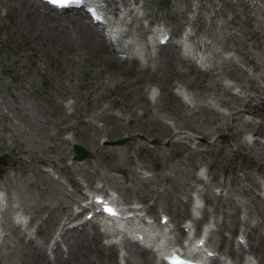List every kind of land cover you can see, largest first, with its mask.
<instances>
[{
	"label": "rangeland",
	"instance_id": "1",
	"mask_svg": "<svg viewBox=\"0 0 264 264\" xmlns=\"http://www.w3.org/2000/svg\"><path fill=\"white\" fill-rule=\"evenodd\" d=\"M31 4L27 6L25 0H0V161L6 160L3 164L0 162V185L5 188V203L9 199L12 206L6 214L7 224L4 222L1 226L0 223L6 232L0 242V264H109L114 258L115 264H123L124 260L120 261L114 251L112 257L105 258L106 246L101 245L104 239L97 236L99 232L87 238L78 234L74 239L70 234L71 238L70 235L66 238L69 242L65 241L68 245L65 254L55 252L52 260L44 254L50 236L56 235L55 231L50 232L59 223L54 215L57 213L58 218L61 217L73 204L67 194L77 198L81 191L88 192V187L93 186H98L96 191L103 192L104 186L114 191L111 182L127 185L131 193L126 200L121 198L122 201L127 204L137 202L156 223L160 212L169 215L177 225L191 218L192 198L198 193L201 195L199 218L194 221L199 220L196 222L198 230L202 221L210 220L212 229L211 237L207 236L208 244L215 249L227 245L228 256L219 253L229 264H240L230 255V246L240 248L241 264L245 256L261 264L264 239L261 240L256 232L264 234V200L259 195V187L264 186V146L257 142L245 143L246 127L216 128L217 123L221 125L217 120L220 114L216 111L225 110L226 105L214 92H224L216 87L207 90V86L211 74H216L226 88L229 86V93H225L228 95L224 98L237 109L242 108L252 126L261 123L254 134L264 137V98L257 97V90L250 84L252 80H247V76L253 77V82L264 94V0H143V9H151L152 12L148 13L154 23L168 26L175 38L184 27L190 33L194 30L197 39L206 35L209 46L204 47V56L208 64L199 65L201 68L191 60L189 66L179 60L181 57H176L180 44L178 51L175 44L174 47L156 46L153 57L147 62L120 59L97 38L96 30H99L92 27L88 17L82 21L84 24L77 23L62 15L58 18L50 13L52 11ZM172 8L182 10L186 22L168 19L166 15L171 14ZM137 18L134 23L139 22L140 16ZM202 22L213 24L211 30L216 35L213 40L201 27ZM223 43L229 45L222 47ZM246 56L252 57L257 65L255 68L247 62ZM227 69L229 73H226ZM235 76L239 77L237 82ZM239 83H245V87L238 93L242 95L234 98L235 103L230 91ZM178 87L190 93L193 106L189 107L174 91ZM150 88L156 89L152 102L147 94ZM207 100L218 107L216 111L210 108ZM58 102H68V110L63 113ZM172 123L177 124L181 134L176 129L168 131L165 125ZM122 136L128 137L122 144L100 143L102 137L113 140ZM170 137L177 141L169 142ZM153 140L156 143H150ZM73 141L90 149L91 157L82 161L73 159ZM187 143L189 147L186 149L183 145ZM201 166L206 170V181L197 177ZM183 179L185 183L187 181L186 187ZM75 180L80 183L77 190ZM203 187L207 188L212 199L203 197ZM219 188L222 194H217ZM116 193L119 195L118 191ZM211 200L219 201L218 205L213 207ZM13 208L29 214L33 229L29 225L32 232L27 230L25 238L9 218V211ZM37 223L40 226L38 231ZM179 230L182 235L174 233L172 239L181 243L185 232L180 227ZM240 230L244 232L243 242L236 239ZM29 233L33 235L29 236ZM44 235L46 239L41 238ZM128 263L133 264L130 260Z\"/></svg>",
	"mask_w": 264,
	"mask_h": 264
},
{
	"label": "bare ground",
	"instance_id": "2",
	"mask_svg": "<svg viewBox=\"0 0 264 264\" xmlns=\"http://www.w3.org/2000/svg\"><path fill=\"white\" fill-rule=\"evenodd\" d=\"M102 1H104V3H105V5H104V7H105V10H106V13L107 12H115L116 10H118V8H119V5H123V8H122V10L124 11V12H120V15H118L117 16V20H116V22L114 23V25H112L111 26V28H110V30H109V34H110V37L115 41V42H117V49L118 50H120V51H129L130 50V47L131 46H129V47H127L125 44H121L120 43V41H119V35L123 32V33H125L127 36L129 35V34H131V32H132V29H134V26L135 25H133V22H134V20H135V17H138V15H137V13H140V10H139V8H137V9H135V8H133V7H131V0H102ZM134 2H136L135 0H133ZM16 2H17V0H16ZM19 2V1H18ZM149 2V1H148ZM31 3H35L36 4V6L38 5L39 7H41V8H43L44 7V5L42 4V3H39V2H37L36 0H25V4L27 5V6H31L32 4ZM10 4V3H9ZM14 4V3H13ZM8 5V4H7ZM12 5V4H11ZM145 5V4H144ZM150 5V4H149ZM15 6V5H14ZM151 6V5H150ZM9 7V6H8ZM33 7V6H32ZM145 7V6H144ZM148 7V6H147ZM146 7V8H147ZM27 8V7H26ZM36 8V7H35ZM7 9V8H6ZM28 9H29V7H28ZM187 9V8H186ZM31 10V9H30ZM14 11V10H13ZM43 11V10H42ZM150 11V10H149ZM157 11V10H156ZM159 11V10H158ZM44 12H45V10H44ZM132 12L134 13V14H132ZM156 13V12H155ZM171 14L169 15L168 14V16L166 15V17L169 19V17H171V20L173 21V20H179V22L181 23V21H185L184 20V17L182 16V10H179V11H176V8H175V10H174V8H172V10H171V12H170ZM13 14H15V11H14V13ZM30 14H32V13H30ZM148 14V15H147ZM175 14V15H174ZM128 15H130V17H128ZM145 15H147V19L150 21V17H151V15H149V13L148 12H146V14ZM38 16V15H37ZM41 16V15H40ZM49 16H51V15H49ZM57 16V15H56ZM162 16H164V15H162ZM44 17H45V14H44ZM47 17V16H46ZM59 18V17H58ZM65 18L67 19V18H71L72 20H74V22H77V23H83L82 21H86V20H84L85 19V17L83 16V14L81 13V12H75L74 14H72V15H66L65 14ZM48 19V18H47ZM138 19V18H137ZM52 20V19H51ZM140 20V19H139ZM44 20H42V22H43ZM50 21V20H49ZM62 21V20H61ZM70 21V20H69ZM55 22H57V20L55 21ZM198 22V21H197ZM66 23V22H65ZM137 23V22H136ZM84 24V23H83ZM86 24V23H85ZM201 24V27L203 28V30H205V31H207V32H209V34H210V36H211V38H212V40H213V38L216 36H214L213 35V32H212V30H211V27L213 26V24L212 23H210V24H206V23H200ZM199 24V25H200ZM61 25V24H60ZM70 25V24H69ZM80 25V24H79ZM89 25V24H88ZM207 25H210V26H207ZM63 26V25H62ZM83 26V25H82ZM264 26V25H263ZM76 27V26H75ZM88 27V26H87ZM201 27H199L200 29H201ZM258 27V26H257ZM72 28V27H71ZM91 28V27H90ZM196 30H197V25H196ZM256 28V27H255ZM259 28V27H258ZM60 29H61V27H60ZM66 29V28H65ZM64 29V30H65ZM82 30V29H81ZM87 30V29H86ZM144 30V26L143 25H141V24H139L138 25V27L136 28V32L137 33H140V32H142ZM79 31V30H78ZM201 31V30H200ZM66 32V31H65ZM88 32V31H87ZM91 32V31H90ZM258 32H259V30H258ZM89 33V32H88ZM95 33V32H94ZM254 34V33H253ZM206 36V35H205ZM205 36H203V38L205 37ZM97 37V36H96ZM263 37H264V34H263ZM94 38V37H93ZM98 39H99V37H97ZM206 38V37H205ZM200 39V38H199ZM94 40V39H93ZM219 40V39H218ZM209 41V40H208ZM100 42V41H99ZM183 41L181 40L180 41V43H182ZM202 43L203 44H205L206 46L208 45V42L207 43H205V42H203L202 41ZM102 44V43H101ZM136 44V43H135ZM174 44L175 43H171V45H173V47H174ZM96 45H98L97 43H96ZM200 45V44H199ZM212 45V44H211ZM222 45V47L223 46H226V45H229L228 43H223V44H221ZM104 46V45H103ZM209 46V45H208ZM260 46V45H259ZM211 47V46H210ZM225 49H228V48H225ZM240 50V49H239ZM160 51V50H159ZM171 51V50H170ZM243 52V51H242ZM171 53V52H170ZM205 53V52H204ZM162 54V56L164 57V55H163V53H161ZM208 54V53H207ZM206 54V55H207ZM242 54V53H241ZM167 55H169V54H167ZM166 55V56H167ZM215 55V54H214ZM218 55V54H217ZM156 56V55H155ZM154 56V57H155ZM161 56V57H162ZM174 56V55H173ZM181 57V59L179 58V57ZM201 56H203V52H201ZM210 56V58H211V55H209ZM225 56H227V55H225ZM231 57H232V55H230ZM229 56V57H230ZM157 57H158V55H157ZM169 57V56H168ZM176 57H178L179 58V60H181V61H183V63H186L187 65H189L190 66V64H191V62H190V59H188V58H186L184 55L183 56H180V52L179 53H176ZM173 58V57H172ZM207 58V57H206ZM209 58V57H208ZM224 58H226V57H224ZM245 58V57H244ZM159 59H161V58H159ZM175 60V59H174ZM203 60H205V57H204V59ZM246 60H247V62H249V63H252V65H253V67L255 68V66H257L255 63H254V60L252 59V57L251 56H246ZM169 61H170V58H169ZM210 61V60H209ZM208 61V62H209ZM212 61V60H211ZM228 61H231V60H228ZM207 62V61H206ZM205 63V62H204ZM242 63V62H241ZM186 64H184V65H186ZM205 64H208V63H205ZM232 64V63H231ZM174 65H175V63H174ZM247 65V64H246ZM154 66H156V65H154ZM158 66V65H157ZM195 66V65H194ZM193 66V67H194ZM210 66V65H209ZM232 66V65H231ZM241 66V65H240ZM180 67V66H179ZM198 67V66H197ZM214 67V66H213ZM237 67H239V66H237ZM155 68V67H154ZM195 68V67H194ZM198 68H201V67H198ZM197 68V69H198ZM233 68V67H232ZM235 68V67H234ZM245 68V67H244ZM188 69V68H187ZM203 69V68H202ZM215 69V68H214ZM238 69V68H237ZM256 69H258V68H256ZM155 70V69H154ZM199 70V69H198ZM219 70V69H218ZM222 70V69H221ZM249 70V69H248ZM183 71V70H182ZM208 71V70H207ZM211 71H212V69H211ZM215 71H217L216 69H215ZM214 71V72H215ZM224 71V70H223ZM234 71V70H233ZM250 71V70H249ZM181 72V71H180ZM199 72V71H198ZM240 72V71H239ZM152 73V72H151ZM150 73V74H151ZM200 73V72H199ZM220 73V72H219ZM226 73H229V71H228V69L226 70ZM243 73H245L244 71L242 72V74ZM251 73V72H250ZM210 74V73H209ZM239 74V73H238ZM148 75V74H147ZM183 75V74H182ZM250 75V74H249ZM252 75H254V74H252ZM149 76V75H148ZM179 76V75H178ZM177 76V77H178ZM185 76V75H184ZM210 76V75H209ZM226 76V75H225ZM241 76V75H240ZM244 76V75H243ZM140 77V76H139ZM154 77H155V75H154ZM180 77V76H179ZM220 77H222V75L220 76ZM258 77V76H257ZM259 77H260V75H259ZM258 77V78H259ZM238 76L236 77L235 76V79H236V82L238 81ZM257 78V79H258ZM150 79V78H149ZM220 79V78H219ZM218 78H217V75L216 74H211V76L209 77V80H208V86H207V90L208 89H211V90H214L215 89V87L216 88H220V90H223V94H220V93H217V92H214L215 93V95H216V97H217V99L219 100V101H221V102H223V104H225L226 106V109L225 110H223V109H221V110H217L216 111V113H218V114H220V117L217 119V120H219V122L221 123V125L219 124V123H217V125H216V128L217 127H222V128H225V129H227V130H233L234 128H236V127H243V129L246 127V130H254V132H258V126H260L261 124H257L256 126H252V124L249 122V121H247V120H243L242 119V117H240V115L238 114V113H240L241 114V112H240V110L242 109H237L236 107H235V105L234 104H230L225 98H224V95H228V94H225V93H229V90L226 88V86H225V84H222V82L219 80ZM146 80V79H145ZM144 80V81H145ZM189 80V79H188ZM194 80H195V78H194ZM223 80V79H222ZM234 80V79H233ZM247 80H252V82L250 83L251 85H253L252 87H254L256 90H257V93H255L256 95H257V97H259V98H264V94H263V92L259 89V87L253 82L254 81V78L253 77H250V76H247ZM152 81V80H151ZM192 81V80H191ZM220 81V82H219ZM188 82V81H187ZM186 82V83H187ZM206 83H207V81H206ZM189 84H191V83H189ZM215 84L217 85V86H215ZM221 85H223V87L221 86ZM191 85H189V87H190ZM245 87V83H239V86L237 85V87H239V88H241L242 89V87ZM247 86V85H246ZM232 87V86H231ZM230 89V88H229ZM246 89H247V87H246ZM245 89V90H246ZM193 90V89H192ZM195 90V89H194ZM196 91V90H195ZM194 91V92H195ZM232 91V90H231ZM230 91V92H231ZM244 91V90H243ZM250 91H252V90H250ZM242 92V91H241ZM193 93V92H192ZM232 93V92H231ZM248 93V92H247ZM205 94V92L203 93V95ZM20 95V94H19ZM194 95H197V94H194ZM193 95V96H194ZM209 95V94H208ZM211 95V94H210ZM231 94H229V96H230ZM248 95V94H247ZM246 95V96H247ZM15 96V95H14ZM202 96V95H201ZM22 97V96H21ZM199 97V96H198ZM206 97H207V95H206ZM212 97V96H211ZM213 97H215V96H213ZM215 97V98H216ZM232 97V96H231ZM239 97V95H234V97H233V100H235L234 98H238ZM227 98V97H226ZM246 98V97H245ZM197 99V98H196ZM208 99V98H207ZM229 99H231V98H229ZM247 99H251V97H248ZM202 100V99H201ZM200 100V101H201ZM205 100H206V98H205ZM214 100V99H213ZM240 100V99H239ZM192 101H193V99H192ZM197 101V100H196ZM238 101V100H237ZM140 102V101H139ZM203 102H205V101H203ZM216 102V101H215ZM250 102V101H249ZM58 103H61V105H59V109H61V111H63V113L66 111V109H65V105L66 104H64V103H62V102H58ZM196 103H198L199 104V102H196ZM233 103V102H232ZM235 103H236V100H235ZM69 104V103H68ZM217 104V103H216ZM243 104V103H242ZM197 105V104H196ZM207 105V104H206ZM210 106V105H209ZM221 106V105H220ZM249 106V105H248ZM254 106V105H253ZM182 107V106H181ZM198 107V106H197ZM205 107V106H204ZM224 107V106H223ZM186 108H188V107H186ZM210 108H212L211 106H210ZM198 109V108H197ZM205 109V108H204ZM201 110H203V109H201ZM243 110V109H242ZM186 112V111H185ZM191 112H193V111H191ZM202 112V111H201ZM260 112V111H259ZM184 113V112H183ZM209 113V112H208ZM213 113V112H212ZM187 114V113H186ZM189 114V113H188ZM176 115V114H175ZM194 115V114H193ZM192 115V116H193ZM201 115V114H200ZM214 115H215V113H214ZM9 116V115H8ZM183 116H184V114H183ZM195 117H196V115H194ZM198 116V115H197ZM193 118V117H192ZM217 118V117H216ZM249 118V117H248ZM196 119V118H195ZM62 120H63V118H62ZM197 120V119H196ZM171 121H173V120H171ZM210 121H211V119H210ZM214 121V120H213ZM64 122V121H63ZM209 122V121H208ZM252 122H254V121H252ZM176 123H177V121H176ZM176 123H172L173 125L172 126H168V127H166L167 129H168V131L170 132V131H172V130H175L176 132H179V130H178V128H177V124ZM210 123H212V121L210 122ZM248 123V124H247ZM255 123V122H254ZM259 123V122H258ZM66 124V123H65ZM207 125V124H206ZM67 126H69V124H67ZM64 127V126H63ZM179 127V126H178ZM209 127V126H208ZM68 128V127H67ZM181 128H183V127H181ZM207 128V127H206ZM180 129V128H179ZM199 129V128H198ZM205 129V128H204ZM207 129H209V128H207ZM211 129H212V127H211ZM214 129V128H213ZM220 129V128H219ZM218 129V130H219ZM66 130V129H65ZM183 130V129H182ZM262 130V129H261ZM198 131V130H197ZM196 131V132H197ZM206 131H208V130H206ZM222 131V130H221ZM199 132V131H198ZM209 132V131H208ZM211 132H212V130H211ZM261 132V131H260ZM263 132V131H262ZM180 133V132H179ZM229 133V132H228ZM236 133V132H235ZM181 134V133H180ZM187 134V133H186ZM206 134V133H205ZM210 135V134H209ZM252 136H253V134H251ZM180 136V135H179ZM183 136V135H182ZM192 136V135H191ZM169 137V136H168ZM185 137V136H184ZM210 137V136H209ZM194 138V137H193ZM192 138V140H193V142L194 143H196L195 142V140ZM178 139L180 140L181 138H179L178 137ZM184 139V138H183ZM218 139V138H217ZM171 140H174V141H177V139H173V138H169L168 139V141L170 142ZM186 140V139H185ZM184 140V141H185ZM245 140H247V139H245ZM244 140V141H245ZM68 142H69V140H67ZM181 141V140H180ZM74 142V141H73ZM183 142V141H182ZM18 143V142H17ZM172 144H173V142H171ZM199 143V142H198ZM246 143V142H245ZM253 143V142H252ZM19 144H22V142H19ZM179 144V143H178ZM193 144V143H192ZM202 144V143H201ZM249 144V143H248ZM18 145V144H17ZM23 145V144H22ZM183 145V144H182ZM191 145V144H190ZM228 145V144H227ZM20 146V145H19ZM142 146V145H141ZM140 146V147H141ZM173 146V145H172ZM177 146V145H176ZM249 146V145H248ZM55 147H57V146H55ZM183 147L184 148H188L189 147V145H188V143L187 144H184L183 145ZM238 147V146H237ZM256 147V146H255ZM255 147H253V148H255ZM26 149V148H25ZM31 149V148H30ZM198 149H200V148H198ZM216 149V148H215ZM57 150V149H56ZM214 150V149H213ZM225 150V149H224ZM228 150V149H227ZM235 150V149H234ZM14 151V150H13ZM23 151H25V150H23ZM29 151V150H28ZM19 152V151H18ZM192 152V151H191ZM207 153V152H206ZM226 153V152H225ZM30 154V153H29ZM193 154V153H192ZM195 154V153H194ZM200 154V153H199ZM229 154V153H228ZM231 154H233V153H231ZM16 155V154H15ZM209 155H210V153H209ZM216 155V154H215ZM221 155V154H220ZM219 155V156H220ZM224 155V154H223ZM13 156V155H12ZM32 156V155H31ZM169 156V155H168ZM188 156V155H187ZM192 156V155H191ZM170 157V156H169ZM246 157H248V156H246ZM22 158V157H21ZM43 158V157H42ZM183 158V157H182ZM188 158V157H187ZM226 158V157H225ZM227 158H229V157H227ZM231 158V157H230ZM30 159V158H29ZM38 159V158H37ZM185 159V158H184ZM200 159V158H199ZM250 159H251V157H250ZM253 159V158H252ZM21 160V159H20ZM40 160V159H39ZM47 160H49L50 161V159H47ZM186 160V159H185ZM188 160V159H187ZM26 161V160H25ZM46 161V160H45ZM14 162V161H13ZM199 162V161H198ZM207 162V161H206ZM211 162V161H210ZM251 162H252V160H251ZM256 162V161H255ZM40 163V162H39ZM42 163V162H41ZM49 163V162H48ZM174 163V162H173ZM189 163V162H188ZM195 163H196V160H195ZM193 164V163H192ZM204 164V163H203ZM221 164V163H220ZM250 164V163H249ZM57 165V164H56ZM167 165V164H166ZM178 165V164H177ZM180 165V164H179ZM68 166V165H67ZM207 166V165H206ZM215 166V165H214ZM228 166V165H227ZM17 167V166H16ZM57 167V166H56ZM62 167V166H61ZM13 168H15V167H13ZM188 168V167H187ZM254 168V167H253ZM64 169V168H63ZM193 169V168H192ZM62 170V169H61ZM67 170V169H66ZM186 170V169H185ZM214 170V169H213ZM212 170V171H213ZM222 170V169H221ZM82 171V170H81ZM85 171H86V169H85ZM84 171V172H85ZM189 171V170H188ZM202 172H204V174H206L205 173V169L204 170H201ZM87 172V171H86ZM216 172V171H215ZM260 172V171H259ZM67 173V172H66ZM71 173V172H70ZM187 173V172H186ZM247 173V172H246ZM166 174V173H165ZM91 175V174H90ZM201 175V177H203V174H200ZM209 175V174H208ZM85 176V175H84ZM167 176V175H166ZM186 176V175H185ZM254 176V175H253ZM55 177V176H54ZM71 177V176H70ZM85 177H87V179L88 180H90V177H88V176H85ZM84 177V178H85ZM105 178V177H104ZM192 178H194V177H192ZM8 179V178H7ZM53 179V178H52ZM59 179V178H58ZM70 178L68 177V180H69ZM109 179V178H108ZM107 179V180H108ZM191 179V178H190ZM254 179V178H253ZM60 180V179H59ZM58 180V181H59ZM8 181V180H7ZM73 181V180H72ZM109 181V180H108ZM112 181V180H111ZM183 181H184V183H185V179H183ZM191 181H193V180H191ZM190 181V182H191ZM197 181H198V178H197ZM202 181V180H201ZM254 181V180H253ZM255 181H257V180H255ZM71 182V181H70ZM75 182L78 184L77 186L78 187H76V190L77 189H79V186H80V183L77 181V180H75ZM80 182H81V180H80ZM107 182V181H106ZM7 183V182H6ZM208 183V182H207ZM206 183V184H207ZM220 183V182H219ZM228 183H229V181H228ZM228 183H227V185H228ZM258 183H259V181H258ZM2 184V183H1ZM56 184V183H55ZM186 184H187V181H186V183L184 184V187H186ZM189 184V183H188ZM5 185V184H4ZM82 185V184H81ZM209 185V184H208ZM83 186V185H82ZM127 185H123V184H121V183H119V182H114V183H112L111 182V187L112 188H115V190L116 191H118L119 192V201H117L116 200V202H117V204H119V205H123L125 202H123L122 201V199H124V200H126L127 199V197L130 195V190H129V188H128V186L126 187ZM221 186V185H220ZM209 187H210V185H209ZM227 187V186H226ZM6 188H7V186H6ZM191 188V187H190ZM230 188V187H229ZM247 188V187H246ZM106 189L107 188H103L102 190H103V192L102 191H99V192H101V193H103V195H104V197H107L106 195L108 194V193H106ZM188 189V188H187ZM203 189H204V192H203V197H207V198H210V199H212V196L210 195V193L208 192V190H207V188L205 187H203ZM211 189V188H210ZM251 189V188H250ZM222 190V189H221ZM230 190V189H229ZM262 190H264V187H262L261 188V191ZM0 191H1V188H0ZM228 191V190H227ZM244 191V190H243ZM247 191V190H246ZM7 192V191H6ZM202 192V191H201ZM212 192V191H211ZM84 195H85V198L87 199V198H90V199H92L91 197H90V193H89V191L87 192V191H85V190H83V192H82ZM65 194V193H64ZM77 195V194H76ZM80 195L81 194H79V195H77L78 197L76 198V196L75 197H73L71 194H67V197H68V200H73V201H71V202H73V204H78L77 203V199L80 197ZM225 195V194H224ZM199 196H201V195H199ZM227 197V196H226ZM122 198V199H121ZM84 200V199H83ZM237 200V199H236ZM75 201V202H74ZM219 201H220V199H219ZM219 201H217V202H214L213 200H211V202L210 203H212L213 204V207H215V206H217L218 205V202ZM189 202V201H188ZM21 203V202H20ZM230 203V202H229ZM11 204V203H10ZM14 204V203H13ZM47 204V203H46ZM19 205V204H18ZM52 205V204H51ZM71 205V204H70ZM17 206V205H16ZM21 206V205H20ZM34 206V205H33ZM36 206V205H35ZM38 206H40V205H38ZM53 206V205H52ZM220 206V205H219ZM41 207V206H40ZM23 208V207H22ZM37 208V207H36ZM42 208V207H41ZM44 208V207H43ZM57 208H58V206H57ZM60 208V207H59ZM217 208V207H216ZM20 209H21V207H20ZM26 209H28V208H26ZM32 209H33V207H32ZM70 209V210H69ZM220 209H221V207H220ZM225 209V208H224ZM227 209V208H226ZM225 209V210H226ZM37 210V209H36ZM50 210H52V209H50ZM49 210V211H50ZM127 211H133L134 209H133V207L132 206H128L127 207V209H126ZM214 210H216V209H214ZM88 211H89V209H88ZM87 211V212H88ZM91 211L92 212H94V209H91ZM217 211V210H216ZM29 212V211H28ZM32 212V211H31ZM37 212V211H36ZM61 212H62V210H61ZM232 212V211H231ZM27 213V211L26 212H24V214H26ZM71 214V208H70V206L69 207H67V210L64 212V214L61 216V217H59L58 218V215H57V213H56V215H54V218H57L59 221V223L57 224V228H55V229H52V231H50V232H54V231H56V229H58L59 230V234H57V238H59L60 240H63L64 242H65V240H66V238H67V236L68 235H70V234H72V235H70V238H71V236H72V239H74V237L75 236H78V234H82L83 235V237H85V238H87L88 236H90L91 234H93V235H95V233L96 232H99L98 233V237H106V238H110V232H108L106 229H105V231H101L99 228H98V226H100V221H98V220H91L89 223H85L86 221H84V222H79V223H77V225H80L79 227L80 228H78V227H74V228H71V229H67V228H64V225H60V223H61V221L62 220H64V221H67V218H68V216ZM29 215V214H28ZM228 215H229V213H228ZM233 215H234V213H233ZM30 216H31V214H30ZM51 216H52V214H51ZM174 216H176V214L174 215ZM26 217V216H25ZM177 217V216H176ZM232 217V216H231ZM234 217V216H233ZM223 218V217H222ZM227 218V217H226ZM225 218V219H226ZM236 218V217H235ZM238 218V217H237ZM3 219H5V218H3ZM6 219H8V218H6ZM57 219H55V220H57ZM78 219V218H77ZM230 219V218H229ZM31 220V219H30ZM72 220H75V219H72ZM121 219H119V221H120ZM9 221V220H8ZM50 221V220H49ZM71 220H69V221H67L66 223H68V222H70ZM232 221V220H231ZM230 221V222H231ZM196 222H198V221H196ZM229 222V221H228ZM6 224H7V222H5ZM45 223V222H44ZM56 223V222H55ZM215 223V222H214ZM234 223V222H233ZM233 223H232V225H233ZM10 224V223H9ZM87 224H90V230H92L91 232H89L88 230H86V228H85V226L87 225ZM225 224V223H224ZM236 224V223H235ZM13 225V224H12ZM33 225V224H32ZM49 225V224H48ZM75 225V224H74ZM232 225L230 226V227H232ZM1 226H4L3 224H1ZM8 226V225H7ZM10 226V225H9ZM39 223H37V227H36V231H38V229H39ZM82 226V227H81ZM218 226V225H217ZM245 226H246V224H245ZM250 226V225H249ZM46 227V226H45ZM194 227L196 228V226L194 225ZM224 227H226L225 225H224ZM252 227V226H251ZM5 228H6V226H5ZM15 228V227H14ZM18 228V227H17ZM25 228H28V225H26L25 226ZM250 228V227H249ZM16 229V228H15ZM126 229H130V234L131 235H133L134 234V238H133V241L134 242H136L134 239H135V237H136V235H142V237L144 238V236L145 237H147L148 236V234H149V232H148V230L146 229V228H142L141 226L139 227L136 223H134V222H132V223H128V225H127V227H126ZM219 229V228H218ZM221 229H222V227H221ZM224 229V228H223ZM260 229V228H259ZM40 230V229H39ZM43 230V229H42ZM42 230H41V232H42ZM261 230V229H260ZM45 231V230H44ZM263 231V230H262ZM72 232V233H71ZM131 232H133V234L131 233ZM221 232V231H220ZM40 234V233H39ZM219 234V233H218ZM256 234L257 235H259L260 237H261V240H263L264 239V234L263 233H259V232H256ZM22 235V237L24 236V235H27V233L25 232V231H23V234H21ZM221 236V235H220ZM125 237V240H124V242H123V248H124V254L122 255V257H123V259H124V263L125 264H127V262H129V260H130V262H133V264H160V263H158L156 260H155V257H157V254H155L154 252H152V254H149V253H147L146 251H144V250H142V249H140L138 246H137V244L136 243H132L130 240H128V236H124ZM126 237H128V238H126ZM211 237V236H210ZM209 237V238H210ZM215 237H217V236H215ZM258 237V236H257ZM41 238H44V239H46L45 238V235L44 236H41ZM218 238V237H217ZM19 239V238H18ZM31 239V238H30ZM201 239V236L199 237V238H197L194 242H190L188 245H184V246H182L181 247V249H185L186 247H188L187 248V251H189V252H192L193 250H190V247L189 246H192L193 245V243H195V242H197L198 240H200ZM260 239V238H259ZM258 239V240H259ZM32 240V239H31ZM100 240V239H99ZM210 240V239H209ZM213 240V239H212ZM20 241V240H19ZM220 241H221V238H220ZM37 242V241H36ZM45 242V241H44ZM43 242V243H44ZM213 242V241H212ZM215 242V241H214ZM255 242V241H254ZM253 242V243H254ZM100 243H102V242H100ZM224 243V242H223ZM40 244V243H39ZM213 244V243H212ZM215 244V243H214ZM252 244V243H251ZM102 246L103 245H107L106 247H105V250H104V255H105V258H107V259H109L110 258V256H111V254H112V251H115V249L117 248L116 247V243L115 242H112L111 240H109V241H107V242H104L103 244H101ZM160 245V248H161V246H164V245H162L161 243L159 244ZM219 246H221V245H219ZM230 246V245H229ZM258 246V245H257ZM42 247V246H41ZM226 247H227V245H226ZM254 248V247H253ZM208 249V248H207ZM210 250H212L211 248H209ZM240 249V248H239ZM223 251H224V249H223ZM55 252H56V250H55ZM226 252H227V250H226ZM230 253V252H229ZM61 254V253H60ZM56 255V254H55ZM230 255L233 257V259H235L236 261H240V257H238V248H234L233 247V249H232V252L230 253ZM240 256V255H239ZM112 257V256H111ZM115 259V258H114ZM113 259V261H112V263L111 262H109V264H115L116 262H115V260ZM106 261H108V260H106ZM264 263V262H263ZM106 264H108V262L106 263ZM129 264V263H128ZM245 264H248V263H245Z\"/></svg>",
	"mask_w": 264,
	"mask_h": 264
},
{
	"label": "water",
	"instance_id": "3",
	"mask_svg": "<svg viewBox=\"0 0 264 264\" xmlns=\"http://www.w3.org/2000/svg\"><path fill=\"white\" fill-rule=\"evenodd\" d=\"M121 141H123V140H121ZM76 148H77L78 151H80V153L82 152L81 154L80 153L77 154L78 157L86 154V152H85L86 150H84L82 147L76 145Z\"/></svg>",
	"mask_w": 264,
	"mask_h": 264
}]
</instances>
